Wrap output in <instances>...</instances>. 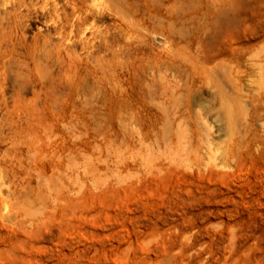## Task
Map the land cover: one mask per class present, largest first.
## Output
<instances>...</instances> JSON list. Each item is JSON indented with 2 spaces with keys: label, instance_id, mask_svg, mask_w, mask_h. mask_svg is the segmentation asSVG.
Here are the masks:
<instances>
[{
  "label": "rangeland",
  "instance_id": "1",
  "mask_svg": "<svg viewBox=\"0 0 264 264\" xmlns=\"http://www.w3.org/2000/svg\"><path fill=\"white\" fill-rule=\"evenodd\" d=\"M0 264H264V0H0Z\"/></svg>",
  "mask_w": 264,
  "mask_h": 264
}]
</instances>
